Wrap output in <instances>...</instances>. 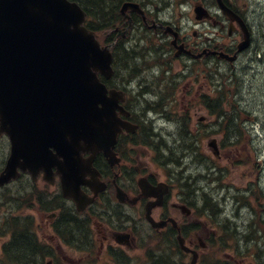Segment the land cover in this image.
I'll return each instance as SVG.
<instances>
[{"label": "water", "instance_id": "1", "mask_svg": "<svg viewBox=\"0 0 264 264\" xmlns=\"http://www.w3.org/2000/svg\"><path fill=\"white\" fill-rule=\"evenodd\" d=\"M85 20L75 1L0 0V132L12 140L0 185L15 178L19 166H39L45 146L53 145L64 193L79 209L90 201L79 187L86 168L82 154L91 152L93 160L102 151L114 163L123 125L115 116L123 93L111 90L108 96L98 78V73L111 75L112 53ZM211 146L218 153L215 140ZM196 260L197 254L192 264Z\"/></svg>", "mask_w": 264, "mask_h": 264}, {"label": "flooded vegetation", "instance_id": "2", "mask_svg": "<svg viewBox=\"0 0 264 264\" xmlns=\"http://www.w3.org/2000/svg\"><path fill=\"white\" fill-rule=\"evenodd\" d=\"M141 4L144 9V13L138 11H129L128 15L131 19L124 16L125 19L121 18L120 23L115 24V30L118 31L117 43L121 48H131L137 43V38H142V32H144V37L156 35L161 41H166L164 37L170 38L169 33L166 31L165 26L167 24H173L180 31V40L183 41L187 48H189L193 53L198 54L196 58L192 56L183 55L180 56V74L184 75L187 72H194V85L197 89V97L195 104H201L202 93L201 91H206V93H211L216 89V72L218 60L220 62H225L226 64L235 68L236 64L239 62L240 58L247 54L256 42L260 25L254 22V16L251 12L242 13V16L247 23V26L251 33L252 45L249 50L239 53L238 59L235 64L229 63L225 59L219 58L218 53H211V51H224L233 54L237 51V44L241 39V32L238 27H235L231 31L226 29V24L229 19L221 15L218 10L212 11V18L207 22H197L195 27L197 30L193 31V36H183L184 32L180 28V24L173 23L168 19L170 16L169 9H164L161 4L156 5L152 3L153 0H133ZM163 3V1H161ZM117 3V2H116ZM164 5V4H163ZM220 16V17H219ZM139 31H137V30ZM143 40V39H142ZM148 45H141L135 49V58L139 61V58L146 57L153 61L154 65H159L154 68L150 76H142V78H147L148 80L158 81L163 75L167 74L163 65L160 64L161 57L160 54L162 50L157 47H147ZM172 50L175 49L174 46H170ZM130 51V50H129ZM132 53V51H130ZM167 53H164L166 55ZM191 63H194L192 66ZM186 64V66H185ZM111 86H121L119 84V78L114 77L108 81ZM192 84V81L189 82ZM154 87H148L147 91H151ZM7 138V142H8ZM9 143V142H8ZM101 161L108 164L104 157H100ZM118 173H114V176L109 178L111 172H114L113 168L110 166L107 170L101 171L99 179L104 180L108 183L110 187V182H113L114 178L118 180ZM117 174V177H115ZM150 182L157 185L160 182H167L170 185V192L173 198L171 201V206L173 209L179 210L180 204L178 199L173 195L174 192V182L172 179H167L162 177L159 172L150 171L147 174ZM20 179H25L27 182L26 186L23 188V193H35L36 199L39 200L33 206L24 207H11L8 211L17 210L20 216L28 215L32 216L36 226L35 233L33 234L36 241V246L39 249L40 254L45 253L42 264H68L72 262V259L68 258V251L73 250L74 237L69 232V228L72 227L75 217L73 215V208L75 204L72 200L64 197L60 189V183L58 179L55 184H49L43 173H40L34 180L30 174L23 173ZM98 179V178H97ZM91 180V176H87V181ZM83 190L87 194H92V188L84 185ZM128 193V201L123 204H118L125 207L127 210L123 212L125 221L124 224H120L115 220L116 214L111 212L109 208L106 210L107 204L110 201L108 199L109 191H105L99 194L95 202L87 207L84 211V221L86 231H93L92 240L89 241L88 232L87 235H78L81 240L86 241V247H88V253L83 255L78 259V264H132L134 255L132 254V249H134L136 235H134V229L132 225L136 223L137 216L136 213L131 211V205L139 206L140 203L145 204L148 199L139 198L134 204V199L139 195L137 188L135 187L134 192L130 189H126ZM165 205L159 207L158 211L168 209L169 204L168 199H166ZM29 211V213H27ZM179 222V221H178ZM71 225V226H67ZM182 230L181 225L179 224ZM166 230L174 235H179V229L172 228L170 226L166 227ZM182 232V231H181ZM123 233V234H122ZM125 233H129L128 237ZM6 235L0 237V245L3 246L5 241L12 235L10 232H3ZM10 243V242H9Z\"/></svg>", "mask_w": 264, "mask_h": 264}, {"label": "rangeland", "instance_id": "3", "mask_svg": "<svg viewBox=\"0 0 264 264\" xmlns=\"http://www.w3.org/2000/svg\"><path fill=\"white\" fill-rule=\"evenodd\" d=\"M198 1L199 0H181L180 5H175L171 9V11L175 9L177 18L181 20L184 27L192 26L195 14L194 5ZM237 2L240 3V7L242 8L254 10L257 15L262 17V22L264 23V0H237ZM182 3L183 6H181ZM251 57L252 58L246 57L245 60H243L244 64H239L240 69L238 71H242L243 73L237 75L233 79L235 82H233V84L225 83L222 88L223 97L225 101H227L225 110L230 111L232 109L231 104H236L238 107L236 106L235 110L241 111L239 112L241 119L246 120H241V123L244 125V130L241 129L242 136L237 144H223L225 124L218 125L215 121V117L211 116L203 107L197 109L190 100L192 99V95L188 90L183 88L182 84L180 85V90L174 92L175 98L173 99L172 106L174 117L181 116L184 110L189 111L192 116L191 126L193 129H196L198 118L204 114L207 115L202 124V130L198 135L201 153L206 157L212 158L214 163H216V167L223 169L221 170L223 177L220 183L222 187H224L222 190L225 189V193L222 195H229L230 193L232 195L231 198L226 201L224 207L227 214L235 216V220L241 227H244L252 217L251 208H254L258 214L261 213L264 217V194H261V189H264V43L262 44V48L257 47L253 51ZM173 65L174 71H176L175 61ZM237 89L239 94L235 97L234 102L233 93L237 91ZM218 95L219 93L217 92V96ZM244 112L247 113V116ZM257 123H259L258 126H256ZM156 124L158 127H162V131L165 133L177 131V126L174 123H168L167 120H158ZM211 136L217 137L219 140L221 149V158L219 159L215 158L207 145L208 141L212 138ZM135 148H139L138 157L140 155L135 162L136 165L142 166V164L149 162L152 170L159 169L162 173H165L166 170L160 168V165L154 161V154L151 150L146 151L141 147ZM7 152L8 145L6 139L0 138V166L4 164L2 161H5ZM199 166V163H192L189 169L196 175L202 171L201 168L198 169ZM25 185V181H18L11 187L0 188V197L3 198V204H0V215L6 212L2 206L6 207L4 204L8 200H11V196L15 195L17 190ZM249 188L251 191L247 193L246 201H244L245 199H243L240 194L247 192ZM222 190L219 195L221 197ZM234 195H238L236 197H240V199L244 201L243 205L246 206H240L234 199ZM223 202L224 200L222 199V203ZM247 205L249 206L247 207ZM27 213H29V211ZM183 222H185L184 219ZM141 229L144 231L145 227L142 226ZM144 245L153 246L154 244L144 242ZM212 254L213 253L205 254L206 261L202 260L203 264H208ZM246 255L245 257L247 258ZM79 256L80 255L74 251H68V257L72 259V262H68V264H78ZM262 259L264 260V249L262 252ZM134 261L135 264L147 263V258L143 250L136 251ZM248 261L247 258L246 263ZM186 262L188 264L190 263V257L186 258Z\"/></svg>", "mask_w": 264, "mask_h": 264}, {"label": "trees", "instance_id": "4", "mask_svg": "<svg viewBox=\"0 0 264 264\" xmlns=\"http://www.w3.org/2000/svg\"><path fill=\"white\" fill-rule=\"evenodd\" d=\"M78 1L83 7L87 10L90 16L95 17L98 19H105V16L110 15V12L112 10V7L116 0H76ZM90 27L98 30L97 27L94 26L93 23L90 22ZM128 59L131 61L134 58L128 56ZM221 105V104H220ZM218 113L224 114V111L221 109V107H218ZM187 122V121H186ZM188 124H185L184 130L187 131ZM184 144L186 146V152H193L192 143L187 140H184ZM184 146V147H185ZM177 155L180 156L181 152H183L182 147H177L176 149ZM186 185H189L186 183ZM190 192L193 193V189H189ZM208 209L211 211V215H217L219 213V209L217 208V203L213 201L212 198L208 201ZM229 220L227 219L225 221V229H229ZM12 226L16 235H13V239L11 242L7 245H5L4 249V258L10 263L15 264H39L40 259V252L38 247L36 246V241L34 239V236L31 235L32 232V224H30L29 221L20 222L19 218H13L12 219ZM67 226H71L68 225ZM234 235H230L232 240L235 242L236 247H238L240 244H245L247 250H252L253 248L257 249L258 252L255 254L253 253L252 256L255 259V262L257 264H264L263 261H260L261 259V252L263 251L261 247L258 246V241H263V237L261 235H258L254 228L250 230L248 233H242L241 235L237 233V229H231ZM69 232L73 235V237H76L78 235H86V229L85 226L78 220H74L72 227L69 228ZM255 232V234H254ZM222 239V242L226 244L228 247L229 239L226 237V235H222L220 237ZM254 245V246H253ZM236 247H234L236 249ZM257 257L256 258L254 257ZM253 259V260H254ZM155 264H168L166 259H163L162 257H159L155 261ZM169 264H171L169 262Z\"/></svg>", "mask_w": 264, "mask_h": 264}]
</instances>
